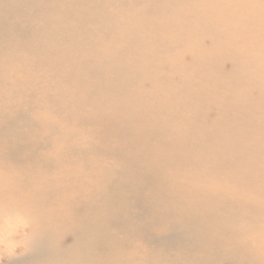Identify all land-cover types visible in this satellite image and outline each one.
<instances>
[{
	"label": "rangeland",
	"instance_id": "obj_1",
	"mask_svg": "<svg viewBox=\"0 0 264 264\" xmlns=\"http://www.w3.org/2000/svg\"><path fill=\"white\" fill-rule=\"evenodd\" d=\"M133 11L128 0H0V264H9L11 253L27 262L29 242L44 236L39 222L69 225L71 202L95 205L88 221L102 225L99 237L111 236L106 246L112 245L123 264H195L194 258L198 263L204 258L200 264H264V218L259 223L256 215L244 219L230 211L224 218L232 223L231 231L218 230L214 220L222 216L213 213L212 202L198 190L223 183L231 190L227 199L264 203V102L253 96L241 101L251 85L262 97L264 83L259 87L257 73L239 78L253 57L239 47L237 33L249 28L233 24V33L211 36L192 32L186 36L198 45L182 43L185 55L178 57L153 53L158 63L146 59L136 43L164 41L157 32L173 22L155 16L153 28L141 29L126 19ZM123 19L127 29L118 33L113 26ZM133 42L140 62L121 55L119 47ZM141 46V52L146 50ZM205 55L221 64L220 77L203 67ZM172 63L182 65L186 85ZM145 68L153 69L147 73ZM162 76L171 78L170 85L163 86ZM228 81L233 89L219 94L204 89ZM229 99L259 111L233 108L225 116ZM207 102L213 104V115L201 108ZM192 115L198 120L196 137L188 132ZM112 118L132 121L131 127L119 136L112 128L121 125L108 127ZM204 129L218 136L206 146L197 141ZM129 135L135 144L127 142ZM211 152L224 153L225 162L235 164L231 167L244 165L243 176L252 177V184L247 186L242 176L233 178L228 165L219 166ZM239 187L246 191L241 201L234 192ZM44 188L52 193L46 205L39 195ZM235 230L244 235H229ZM197 236L211 244L200 246ZM115 242L120 244L116 249ZM99 258L87 264H102Z\"/></svg>",
	"mask_w": 264,
	"mask_h": 264
},
{
	"label": "bare ground",
	"instance_id": "obj_2",
	"mask_svg": "<svg viewBox=\"0 0 264 264\" xmlns=\"http://www.w3.org/2000/svg\"><path fill=\"white\" fill-rule=\"evenodd\" d=\"M147 1L148 3L149 2L150 3L147 4ZM147 1L143 2L141 0H128V5H130L133 9H135V11L128 12L126 14V19L128 22H131V21L137 22L139 23V25H141L140 26L141 29L147 30L155 26L154 24H152L153 17L155 16H161V17L166 16L167 17L168 16L169 19L172 20L173 26L172 27H167V26L162 27V29H160L157 32L159 36H162L164 38V41L159 38H155L154 40L152 39L153 40L152 42H145V44H143L142 42L140 44L135 42L136 46H139L138 48L140 50V53L142 55L146 54L145 55L146 59L156 58V56L152 55L153 53L156 55L161 54V53H166V55L169 57L171 55L177 56L178 54L185 55V52H181L182 43H188V46L190 47H192L195 44L198 45L199 43V41H196L195 39L192 41L191 38L186 36V35L192 36L190 34L192 32H196L199 35H205V36L210 35L211 36L213 34L214 35L220 34L222 33V31L226 33L228 32L233 33V31H231L233 29L232 27L233 24L237 25L238 27L245 26L249 28L250 32L242 31L240 33L239 32L237 33L240 39V43L238 45L241 49H243V51H248L249 55H251L253 59L249 60L251 64L249 65L244 64L242 74L239 78L244 79V77L246 76L257 73L260 76V81H262L259 83V87L261 86V83L262 84L264 83V0H147ZM152 2L156 3L157 5L154 6ZM173 6L175 7V9L173 8ZM103 17H105V22H107L109 20L107 18L110 17V14L104 15ZM111 17H113V15ZM123 20L124 22L113 26V28L114 27L118 28L117 29L118 33L123 28L127 29V27H125L126 21L125 19ZM175 21L179 24L176 30L178 35H175V29H176ZM150 22L151 24L148 25ZM204 24H208V26L205 27ZM135 43L134 42L125 43V45L119 47V49H121L120 51H122L121 55L130 54L132 58L137 59L140 62V58L142 55H140L139 52H138L139 54L134 52L133 47L135 46ZM164 44H168L169 47L170 46L172 47L168 49L167 46H164ZM141 45H144L146 48V50H143L144 53L141 52V49H142ZM242 45H244V47ZM89 50H90V47H89ZM187 54L188 53H186V55ZM220 54L216 53V56L220 57ZM223 55H226V54H222V56ZM189 57L191 59H200L198 61L202 60L201 56L193 57L190 55V53H189ZM156 60L159 61L158 63L162 62L158 57L156 58ZM217 61L218 60H211L209 55H205L203 57V67L206 65L205 68L207 70H211L212 75L215 74L214 76L215 79L216 77L218 78L224 73L223 72L224 69L221 67V64L217 63ZM158 63H157V67H158ZM171 65L173 67V70L177 72V76L180 78V82L186 85L187 78H184L186 76L185 74L183 75L182 71H185V70L182 69V65L178 68L174 67L173 63ZM157 67H156V70H157ZM145 69L147 70V73H148L153 68L152 69L145 68ZM161 70H163V68ZM147 79H150V77H147ZM162 79L166 83V85H163V86L170 85V81H171L170 77L163 78L162 76L159 79V81H162ZM203 83H206V81H203ZM232 86H233V83L231 81H228L227 83H225V85H222V83L218 82L217 84H214V85L212 83L208 85L207 88H204V89L207 92L209 91L210 92L209 94L212 96V95L221 93L223 90H225V88L233 89ZM250 88H255V89L249 91ZM164 91H167V90H164ZM255 92L257 93V90H256V87H253V85H251L249 89L243 90L241 93V101H245L246 98H248L249 96L251 97L253 96L257 99L258 102H264V95L262 97L257 96L258 93L254 94ZM201 108L204 111V113H206L207 115L208 114L213 115L215 112L213 104L210 102L201 104ZM233 108H238V109H241L242 111H252L255 113H258L259 111L254 107H252L250 110H245L247 108L249 109L250 107H248L245 103L240 104V100H230L229 99L226 101L225 110L224 112H222V114L225 116H229V112ZM230 118L233 120L234 117L230 115ZM191 120L193 122L188 132L191 137L192 136L196 137V130H195L196 125L194 124L198 120L197 118H195L194 115H192ZM123 122H126V123H122L121 121H115L113 119V121H108V123H110L108 127L110 128L114 124L121 125L122 126L121 129H118V127L115 129L114 127L112 128V130L115 133H119V136H122L120 134L124 135L126 129L128 127H131L129 125V122H132V121H123ZM177 127L178 125H176V129H178ZM117 130H120V131H117ZM178 131L179 130H176L174 134L176 135ZM128 137H131L132 140L130 141L127 138L128 140L127 142L131 145L134 141V144H135L136 139L130 135ZM217 137L218 136L215 135L213 132H211L210 134V132L207 129L206 130L204 129L202 137H199L200 139H197V141L201 142L202 144L206 146L208 140H214L213 138H217ZM162 148L167 151V148H164V147ZM167 152H169V149ZM201 152L204 153V155L209 156V153L207 152L206 147L203 148ZM166 154L168 156H171L170 153H166ZM210 154H213L211 158L216 159L219 163L218 164L219 166L228 165V169L226 170H228L227 172H231V176L233 178L236 176L237 178L238 176H242V181L247 186H248V183L252 184L251 182L252 177L243 176L244 170L246 168L244 165H241L239 167L238 166L231 167V166H234L235 164L232 165L230 162L226 163L225 162L226 155L224 157V153L211 152ZM253 157L254 155H252L251 159ZM247 163L248 162H245L244 164H247ZM218 170L225 171L221 169H218ZM247 171L248 170H246L245 172ZM208 186L209 187L205 185L203 188L199 186L198 190H199L201 197L204 200L212 202L211 204H213L214 206L213 213L215 212L218 216H222V218L219 219L218 221L214 220L215 223L217 224L218 230L222 228H230L229 232L231 231L232 228L230 225L232 223L226 217L224 218V216L228 214L230 211H235L238 215H240V217L244 219L248 218L247 215H250V216L256 215L257 218H259L258 222L259 223L263 222L262 219L264 218V210H263L264 203L254 202L253 204H250L249 200L241 201L239 195L246 192L241 187H239L237 191H234L237 194L238 199L241 201V202H238L235 199H227V194L231 190H227L226 186L223 183L221 184L209 183ZM212 190L214 191L213 195L211 194ZM37 194L38 192L35 191V196H37ZM39 195L42 197L41 203H45L46 205L49 202L50 197L52 196V193L50 190L44 188L42 193ZM263 200H264V197H263ZM221 203H223V207ZM70 204H69L68 210H69V214L72 220L69 225L59 224L58 226H53V225H47L43 221L39 222L44 236L34 237L33 240L29 242V247L26 248L27 253L24 256L25 261L27 262L25 263L20 262L19 259H15L14 254L11 253L9 264H87V259H91L94 262L99 256H100L99 259L102 260V264H117V262L123 264V259H120L119 255H117L116 252L113 253L112 252L113 250L109 248V247H112V245L108 243L106 246L105 240L106 239L110 240L111 236L107 237V234H106L107 238L99 237V231L101 230L102 225L98 223L96 224L95 222L96 225L94 226L92 223L89 222L90 219L92 218L95 205L94 207L93 206L91 207L83 206V205L81 207L76 202H71ZM34 212H35V209H34ZM28 218L31 219V216H28ZM107 220H105V223ZM32 222H35V220L32 219ZM46 225L48 226L49 230L45 229ZM67 227L69 229L66 232ZM136 231H133V232H136ZM229 232L227 230L224 233L222 232L221 233L227 235V233ZM214 235L216 234L214 233ZM229 235H235V236L237 235V237H241L242 235H244V233H241L239 230H235L231 232ZM197 239L200 240L199 244L200 246H203V247L207 246L206 243H210L211 241V239L208 240V238L206 240V237L203 238V237L197 236ZM56 241H58L57 244H55ZM48 243L51 245H55V246L53 248H49L47 246ZM118 246H120V244L115 242L113 248L116 249ZM206 252L207 251L201 252V254L205 256ZM184 257L187 258L186 255H184ZM189 258H191V256ZM191 260L195 264H200L201 262L205 261L204 258L202 259L200 263L196 262V258L191 259Z\"/></svg>",
	"mask_w": 264,
	"mask_h": 264
}]
</instances>
